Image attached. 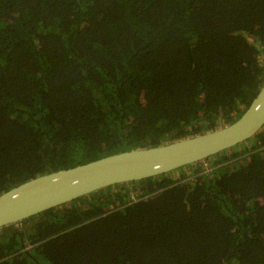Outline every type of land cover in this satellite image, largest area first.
Instances as JSON below:
<instances>
[{"label":"trees","instance_id":"trees-1","mask_svg":"<svg viewBox=\"0 0 264 264\" xmlns=\"http://www.w3.org/2000/svg\"><path fill=\"white\" fill-rule=\"evenodd\" d=\"M263 84L264 0H0V195L220 129ZM0 264H264V127L0 228Z\"/></svg>","mask_w":264,"mask_h":264},{"label":"water","instance_id":"water-1","mask_svg":"<svg viewBox=\"0 0 264 264\" xmlns=\"http://www.w3.org/2000/svg\"><path fill=\"white\" fill-rule=\"evenodd\" d=\"M264 127V84L242 115L220 129L133 149L54 171L0 195V228L86 197L108 187L139 182L201 163L255 137Z\"/></svg>","mask_w":264,"mask_h":264},{"label":"rangeland","instance_id":"rangeland-1","mask_svg":"<svg viewBox=\"0 0 264 264\" xmlns=\"http://www.w3.org/2000/svg\"><path fill=\"white\" fill-rule=\"evenodd\" d=\"M204 167L208 168V164H204ZM175 176H176V178L178 177V175H175Z\"/></svg>","mask_w":264,"mask_h":264}]
</instances>
